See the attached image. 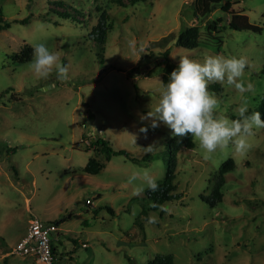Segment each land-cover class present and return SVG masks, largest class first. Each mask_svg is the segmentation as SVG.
I'll return each mask as SVG.
<instances>
[{
  "label": "rangeland",
  "instance_id": "1",
  "mask_svg": "<svg viewBox=\"0 0 264 264\" xmlns=\"http://www.w3.org/2000/svg\"><path fill=\"white\" fill-rule=\"evenodd\" d=\"M197 4L0 0L2 20L10 23L0 31V264H40L9 254L31 216L60 221L50 235L53 264H146L158 255H171L174 264H264V128L254 129L243 154L233 145L207 153L193 138V147L182 146L174 157L169 141L183 138L142 119L158 102L166 50L176 63L184 55L246 56L243 80L254 84V93L220 83L208 89L229 119L245 99L248 111L260 110L264 0L216 6L202 0L204 16ZM103 13L111 29L99 44L92 27ZM211 22L220 26L212 35ZM189 25L199 29L198 46H176ZM36 43L60 54L68 80L55 72L37 79L29 69L33 51L19 61L23 47L33 50ZM98 137L128 156L106 160L94 150ZM90 157L103 166L95 175L83 171ZM229 158L234 167L224 174L221 201L211 205V188ZM172 166V198L153 210L148 181L162 182Z\"/></svg>",
  "mask_w": 264,
  "mask_h": 264
},
{
  "label": "clouds",
  "instance_id": "2",
  "mask_svg": "<svg viewBox=\"0 0 264 264\" xmlns=\"http://www.w3.org/2000/svg\"><path fill=\"white\" fill-rule=\"evenodd\" d=\"M248 67V58L243 55L209 54L203 59L179 56L178 66L170 73L168 82L161 81L158 102L142 119L150 120L153 129L162 123L175 137L191 135L207 153L223 151L229 145H233L237 153H246L251 148L248 138L254 135L255 128H264V119L258 111L248 114L247 99L236 109L238 118L229 119L218 111L220 101L209 91L208 85L226 84L241 94L254 93V84L243 80ZM29 69L37 79L47 80L53 72L57 80L69 79V67L61 63L60 54L44 43L33 45ZM141 131L147 133L148 128ZM153 145L146 150L152 151ZM136 178L134 174L130 180ZM148 183L153 190L158 187L154 180Z\"/></svg>",
  "mask_w": 264,
  "mask_h": 264
},
{
  "label": "trees",
  "instance_id": "3",
  "mask_svg": "<svg viewBox=\"0 0 264 264\" xmlns=\"http://www.w3.org/2000/svg\"><path fill=\"white\" fill-rule=\"evenodd\" d=\"M113 2H117L119 5H126L130 4L133 5L139 0H126V3L122 0H112ZM211 5H219L223 2H227L228 0H208ZM197 9H201V15L204 16L206 13L202 9V0H198ZM63 18H66L65 15L61 14ZM107 19V14L103 13L101 14L98 23L92 27V33L95 35L96 40L99 44H103L105 42L106 33L107 30L111 29V24H107L105 20ZM28 21V18L20 20L22 24H26ZM10 23L9 22H3L2 17L0 15V31L9 28ZM233 28V25H230ZM237 29V28H236ZM220 26L217 22H211L207 24V31L212 35L211 32H219ZM213 39H218L219 43H221V40L219 36H213ZM200 42V32L196 25H189L185 28H183L181 31H179L175 45L179 47H183L186 49H193L198 46ZM32 48L30 46L23 47V49L19 52L18 59L21 62L27 61L30 59L32 55ZM101 56V54H100ZM163 62L160 63L162 65V82L167 83L169 79V75L172 72L173 69H175L178 66V63L173 62L169 59V50H166L162 53ZM261 118L264 119V95L260 99V110ZM252 111H248V114L250 115ZM233 119H237L238 116H233ZM193 137L191 135H188L184 137L182 140H174L173 138L169 141L170 147L169 150L171 151L172 155L175 157L176 152L182 147L186 146L188 148L193 147L192 142ZM173 141V143H172ZM92 144L94 146V150L103 154V157L106 160H110L112 156L115 155H125L126 152L122 149L120 150H113L109 147L108 142L100 137L92 140ZM131 160L135 161V159L131 158ZM175 162L173 163V165ZM103 166L101 163L96 160L94 157H90L86 163V165L83 168V171L95 175L97 174ZM234 167L233 160L229 158L226 163H224L220 170H219V178L214 183V185L211 188V195H210V204L214 205L217 202L221 201L222 193H221V187L224 182V174L232 170ZM173 170L174 167L169 168V173L166 175L164 180L160 183H157L158 187L153 190L151 187L147 188L146 195L154 199V204L152 206L153 210H157L160 205H162L164 202L168 201L172 198V195H170V192L174 189V186L172 185V178H173ZM55 225H59L60 221H53ZM51 250L53 255L55 256V247L53 242L51 241ZM146 264H174L173 257L171 255H158L155 256L153 259H150L146 262Z\"/></svg>",
  "mask_w": 264,
  "mask_h": 264
},
{
  "label": "built area",
  "instance_id": "4",
  "mask_svg": "<svg viewBox=\"0 0 264 264\" xmlns=\"http://www.w3.org/2000/svg\"><path fill=\"white\" fill-rule=\"evenodd\" d=\"M87 205L92 200L87 199ZM58 230V226L52 222L43 223L37 217L31 216L28 219L26 234L15 244L9 254L19 257L32 256L35 262L40 264H53L55 256L51 250V233Z\"/></svg>",
  "mask_w": 264,
  "mask_h": 264
},
{
  "label": "water",
  "instance_id": "5",
  "mask_svg": "<svg viewBox=\"0 0 264 264\" xmlns=\"http://www.w3.org/2000/svg\"><path fill=\"white\" fill-rule=\"evenodd\" d=\"M212 7H214V6H212ZM93 129L95 130V129H97V128H93Z\"/></svg>",
  "mask_w": 264,
  "mask_h": 264
},
{
  "label": "crops",
  "instance_id": "6",
  "mask_svg": "<svg viewBox=\"0 0 264 264\" xmlns=\"http://www.w3.org/2000/svg\"><path fill=\"white\" fill-rule=\"evenodd\" d=\"M19 241V240H18Z\"/></svg>",
  "mask_w": 264,
  "mask_h": 264
}]
</instances>
